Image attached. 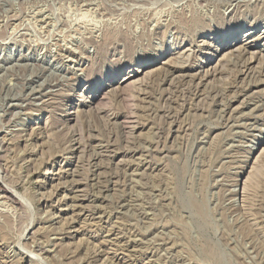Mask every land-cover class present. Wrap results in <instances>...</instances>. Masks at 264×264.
Masks as SVG:
<instances>
[{"label": "rangeland", "instance_id": "obj_1", "mask_svg": "<svg viewBox=\"0 0 264 264\" xmlns=\"http://www.w3.org/2000/svg\"><path fill=\"white\" fill-rule=\"evenodd\" d=\"M249 32L264 0H0V264H264Z\"/></svg>", "mask_w": 264, "mask_h": 264}, {"label": "bare ground", "instance_id": "obj_2", "mask_svg": "<svg viewBox=\"0 0 264 264\" xmlns=\"http://www.w3.org/2000/svg\"><path fill=\"white\" fill-rule=\"evenodd\" d=\"M252 34L253 33H247L246 34V38H249V39H251L250 41H249V39L248 40H245V39H243V40H240V41H238L237 42V38L235 39H233L232 38V41L233 42H230V43H228V41H227V43H225L224 45H223V47H222V50H223V52L226 50V49H229L230 50V52L228 53H225V55H224V57L223 58H225L226 56L228 57L229 56V59H230V56L232 57L233 56V58H237V57H240V55L241 54H246V55H250V57H249V59H248V65H245L244 66V69H242V74H246V73H248V71H250V73L252 74V63L254 62V61H256L257 59H258V57L260 56V57H264V50H258V51H255V49H257V48H255V47H257V44L260 42V41H262L263 40V38H264V32H263V34L261 35V36H257L256 38L254 37L253 38V36H252ZM251 36H252V38H251ZM243 44V45H241L240 47H237L239 44ZM252 43H255L254 45H252ZM253 49V52H251V50ZM222 52V53H223ZM226 57V58H227ZM232 59V58H231ZM230 59V60H231ZM238 59V58H237ZM247 59V58H246ZM264 59V58H263ZM234 61V60H233ZM169 63V62H168ZM225 63V62H224ZM255 63V62H254ZM172 68H173V70L176 72V71H178V70H180V69H186V67L183 65H181V64H176V62L174 63V64H172V65H170ZM151 67V64H147L146 66L144 65V67H141L140 69H137V70H133L132 71V73H133V75L132 74H130V75H132V76H127V77H125V78H123L122 79V81L121 82H119L118 84V88H120V89H123V88H126V87H128V86H130V85H133L134 83H136V82H138L139 81V79H137L139 76H141V75H143V73H144V71H147L146 69H148V68H150ZM264 68V67H263ZM250 73H249V75H250ZM191 74V73H190ZM207 74V73H206ZM254 74V73H253ZM145 77V76H144ZM117 80V79H116ZM116 80H114V81H112V82H109V83H105L104 85H102L99 89H97L96 90V92H94V94H92L93 96H92V99L91 100H89V103L90 104H88V106H89V108L91 109H95V108H97L98 107V105L102 102V100L104 99V97H105V95H106V89H108V88H111L113 85L112 84H114L115 82H116ZM200 80H203V78H200ZM257 81V80H256ZM260 81H262V82H260L259 84H262V83H264V79H262V80H260ZM118 82V81H117ZM252 82V81H251ZM256 83H258V82H256ZM259 84H253L254 86H259ZM87 101V100H86ZM83 103H86L85 101L83 102ZM87 104V103H86ZM96 110H98V108L96 109ZM68 118H69V120L70 121H74L75 120V114L73 113V112H69L68 113ZM125 124V123H124ZM130 126V125H129ZM3 185V184H2ZM73 186V190H74V192H75V190L76 191H78V193L79 192H81V190H80V185L79 184H73L72 185ZM7 189V188H6ZM9 189V188H8ZM1 190V189H0ZM4 193L9 197L8 199H13L14 201H16L15 199V197H13V195H12V193H10L9 194V192H7V191H5L4 190ZM76 193V192H75ZM4 195V194H3ZM5 197V196H4Z\"/></svg>", "mask_w": 264, "mask_h": 264}]
</instances>
